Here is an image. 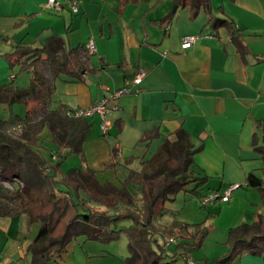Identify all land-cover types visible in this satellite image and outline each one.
Returning a JSON list of instances; mask_svg holds the SVG:
<instances>
[{"label": "crops", "instance_id": "crops-1", "mask_svg": "<svg viewBox=\"0 0 264 264\" xmlns=\"http://www.w3.org/2000/svg\"><path fill=\"white\" fill-rule=\"evenodd\" d=\"M58 1L63 3L61 14L46 9L48 0H0V39H9L0 41V87L19 72L18 68L11 71L4 58L13 52L14 44L41 48L48 38L63 37L69 48H79L76 60L91 72L85 83L55 81L50 109H87L113 92L131 90L110 115L107 136L100 132L98 119L92 121L98 128L93 127L84 152L87 166L97 172L100 183L119 184L118 174L141 170L143 154L137 149L144 147L139 142L147 133L157 129L168 137L184 129L196 148L202 146L193 170L208 181L201 196L199 190L187 191L181 193L183 200L166 204L158 220L171 229L173 223L203 224L217 213L215 228L226 233L264 215L260 193L247 182L250 174L264 181V163L254 146L255 140L259 147L264 145V0H210L214 17L227 16L244 33L246 55L238 52L225 29L218 38L213 35L204 11L192 22L189 9H177L172 24L162 26L159 22L173 11L174 0H140L120 13L118 0H76L78 14L72 13L67 0ZM187 36L197 37V42L184 50L182 41ZM90 40L95 42L94 54L87 47ZM140 71L147 75L135 86ZM29 78L22 88L30 85ZM13 112L22 119L27 116L24 105L14 106ZM37 112L42 111L35 110L32 118ZM3 120L21 129L10 114ZM162 142L163 138L152 146L158 149ZM131 150L138 153L127 155ZM112 162L116 170H105ZM234 184L242 188L228 203L202 209L199 202L187 199V194L198 195L201 203L203 196L224 193ZM58 215L56 210L38 231L28 226L25 215L0 217V264H30L28 247L53 229ZM75 246L82 250L81 264H122L129 256L117 243L102 246L79 239ZM227 251L228 247L215 257ZM198 257L203 256L191 253L177 258L176 264H198ZM235 264H264V256L246 255Z\"/></svg>", "mask_w": 264, "mask_h": 264}, {"label": "trees", "instance_id": "trees-1", "mask_svg": "<svg viewBox=\"0 0 264 264\" xmlns=\"http://www.w3.org/2000/svg\"><path fill=\"white\" fill-rule=\"evenodd\" d=\"M118 1L119 13L124 7L140 2ZM174 7L189 9L192 22L204 11L215 37L225 29L238 52L248 54L244 33L227 16L214 17L210 0H174ZM176 13L172 11L159 23L169 26ZM0 41L9 39L3 37ZM78 52L79 48H69L63 37L54 35L41 48L14 44L13 52L4 56L9 69L18 68L19 72L0 87V105L6 106L11 117L21 123V130L12 134L10 123L0 119V184L20 181L24 188L7 192L0 186V217L25 215L28 226L32 227L48 224L52 214L60 208L53 229L28 247L26 257H30V264L60 263L68 256L72 243L79 239L108 246L122 237L128 240L129 253L122 264H176L177 258H188L202 247L209 230L203 229V224L173 223L170 233L178 243L168 246L157 238L156 222L166 204L174 202L180 193L187 192L191 185L207 184V177H197L193 170L195 156L202 151V146L196 148L184 129L168 137H163L156 129L139 142L144 145L140 147L144 151L140 171L129 169L125 180L119 184L100 183L97 172L87 166L84 152L94 124L87 119L67 117L68 110L50 109L55 81L85 83L91 72L77 62ZM23 73L31 76L27 88L16 84ZM16 105L27 108L25 119L14 114ZM35 110L44 114L36 122L31 120ZM46 131L51 139L47 137V141H43ZM162 138L157 153L146 160L152 144ZM42 142L46 146L41 147ZM48 142L56 147L55 151L48 148ZM254 146L264 163V145L259 147L255 140ZM47 151L53 152L54 162L42 155ZM71 155L79 157L82 166L64 172L62 166ZM104 168L114 171L117 165L112 162ZM247 182L260 193L264 206V181L250 174ZM196 192L197 189L192 191ZM13 203L18 206L17 210L11 208ZM227 246V255L215 264H235L246 255L264 256V215H257L251 224L230 229Z\"/></svg>", "mask_w": 264, "mask_h": 264}, {"label": "rangeland", "instance_id": "rangeland-1", "mask_svg": "<svg viewBox=\"0 0 264 264\" xmlns=\"http://www.w3.org/2000/svg\"><path fill=\"white\" fill-rule=\"evenodd\" d=\"M29 76L30 75L27 74V73H23V74H20L18 76V78L16 79V84H19V88H22V85L24 84V82L26 80L29 81V79H30ZM9 114H10L9 109L8 108L4 109V106L0 105V119L1 118L2 119L8 118ZM42 114H43L42 112L35 113L34 116L36 117V119L31 118V120L35 121V122L39 121V119L42 116ZM97 128H98L97 127V123L95 122L94 129L96 130ZM20 130L21 129H18L16 127H11L10 126V132L12 134H14V135L18 134L20 132ZM46 136L50 138V136H49L47 131L44 133V135L42 137L43 141H47ZM44 146H46V144H44V142H42L41 143V147H44ZM48 148L51 151L53 150V145L51 144V142H48ZM51 151H47V153H45V152H43V153L41 152V153L50 162H53V159H52L53 152H51ZM137 151L139 152V154H143V152H144L142 149H137ZM157 151H158V149H157L156 144L151 146L149 151L147 152L146 160L151 159L157 153ZM136 152L133 151V150H131L130 152L126 151V154L132 156V155L136 154ZM71 156L72 157H68L67 161L63 165V167H64V169L66 171L71 169V168H73V167H81L82 166V162L80 161L79 157L73 156V155H71ZM111 171H113V170H111ZM118 177H119L118 179L121 180L120 182H123L125 180V176L122 173L118 174ZM0 186L7 192L21 191L24 188L23 183L20 182V181H16L13 184L1 183ZM204 186L197 187L196 185H191L188 188V191L192 192L195 189H197V190H199L198 193L201 196L203 194V192H204L203 191L204 190V188H203ZM187 195H188V197H187L188 200L191 199V200H193V202H197V203L199 202V207H201V203H200V199L198 198V195H190V194H187ZM177 198H179V201L183 200V194L180 193V195L177 196ZM54 200H55V202H58V198H56V196H54ZM191 200H190V202L188 201L186 203V204H188V207H189V205L191 203H193V202H191ZM11 208L17 210L18 206L15 203H13V204H11ZM202 209H203V207H202ZM58 210H60V208H58ZM216 216H217V213L211 214V217L208 219V221L203 223L202 228L209 230V234L206 237V239L204 240V243H203L202 247L200 249H197V250L193 251L194 254L203 256V257H198V259H197L198 260V264H209V263L215 264V262L217 260L224 258L227 255V253H228V251H227V253L224 256L215 257V255L217 254L218 251L223 250V249L228 247L227 246V240H228V233H229V231H227L225 233V232H222L221 229L215 228V217ZM32 227H35V229L37 230L40 227V224H36V225H34ZM156 227L158 229V237L157 238L159 240L162 241L164 237H169V238H173L174 237V238H176L175 236H172V234L170 233V231L172 230V227H171V229L167 228L165 225H163V223H161V220L160 221L157 220ZM37 231H36V234H37ZM116 243L118 245L117 247L123 246V247H125L126 251L128 250L127 249V238L126 237H122V239L119 242H116ZM75 244H76V241L74 243H72L71 248H70V252H69L68 256L66 257V259L62 260L58 264H81L82 250H81L80 247L77 248L75 246ZM207 257H211V258H207ZM51 264H57V263H51ZM195 264H197V263H195Z\"/></svg>", "mask_w": 264, "mask_h": 264}, {"label": "built area", "instance_id": "built-area-1", "mask_svg": "<svg viewBox=\"0 0 264 264\" xmlns=\"http://www.w3.org/2000/svg\"><path fill=\"white\" fill-rule=\"evenodd\" d=\"M70 10L73 14H78L80 12L79 3L76 0H67ZM46 9L52 11L56 14H61L63 12V3L58 0H48L46 5ZM197 42V37L195 36H187L182 41V48L187 50L194 46ZM88 50L90 54H94L96 52V46L94 40H90L88 42ZM147 73L145 71H140L135 78L133 85L139 86L142 84L145 79ZM131 94V90L129 88L121 89L116 92H113L109 97L103 99L102 101L96 103L87 109H73L68 110L66 112V116L69 118L75 119H87L89 121H93L94 119H98L99 121V129L103 136H107L109 134V130L111 127L110 123V115L113 112L119 110L118 100L124 96ZM242 188V185L234 184L230 185L224 193L220 192H212L201 198L202 207H207L209 205H213L215 203H228L234 192L238 191ZM163 242L168 246H173L178 243L177 238H169L164 237ZM190 264H195L193 261H190Z\"/></svg>", "mask_w": 264, "mask_h": 264}, {"label": "water", "instance_id": "water-1", "mask_svg": "<svg viewBox=\"0 0 264 264\" xmlns=\"http://www.w3.org/2000/svg\"><path fill=\"white\" fill-rule=\"evenodd\" d=\"M177 10V7H174L173 11H176Z\"/></svg>", "mask_w": 264, "mask_h": 264}]
</instances>
